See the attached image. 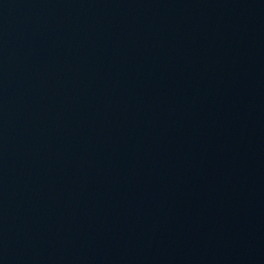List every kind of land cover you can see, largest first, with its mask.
Wrapping results in <instances>:
<instances>
[{
    "label": "water",
    "instance_id": "water-1",
    "mask_svg": "<svg viewBox=\"0 0 264 264\" xmlns=\"http://www.w3.org/2000/svg\"><path fill=\"white\" fill-rule=\"evenodd\" d=\"M180 0H0V264H153Z\"/></svg>",
    "mask_w": 264,
    "mask_h": 264
}]
</instances>
